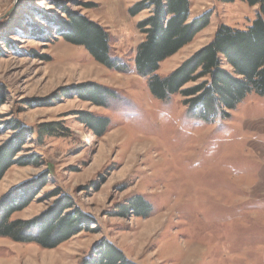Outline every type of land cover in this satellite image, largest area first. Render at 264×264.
<instances>
[{"label": "rangeland", "instance_id": "374dc122", "mask_svg": "<svg viewBox=\"0 0 264 264\" xmlns=\"http://www.w3.org/2000/svg\"><path fill=\"white\" fill-rule=\"evenodd\" d=\"M140 1L0 0V147L29 137L17 157L36 163L8 169L0 197L46 175L34 200L9 221L41 217L59 191L97 228L52 250L0 238V264H79L101 240L136 264H264V98L252 94L229 117L208 122L178 94L153 98L149 77L133 70L144 41L136 25L150 14H128ZM188 1L191 17L209 11V25L160 64L161 78L207 45L219 24L243 29L257 9L241 0ZM67 13L102 27L111 56L130 73L64 40ZM89 85L112 93L106 106L82 100ZM87 115L108 119L103 136L85 124ZM137 197L149 205L148 216H123Z\"/></svg>", "mask_w": 264, "mask_h": 264}, {"label": "trees", "instance_id": "16d2710c", "mask_svg": "<svg viewBox=\"0 0 264 264\" xmlns=\"http://www.w3.org/2000/svg\"><path fill=\"white\" fill-rule=\"evenodd\" d=\"M216 1L224 4L234 2ZM241 1L249 7H257L252 21L243 29L219 24L207 45L163 78L155 74L160 64L191 43L209 25V11L191 17L188 0H142L128 9L132 17L150 10L149 16L136 25L144 35V41L137 46L133 70L139 76L149 77L147 88L153 98L167 101L169 97L178 94L183 98L182 105L198 113L206 122L216 116L229 117L228 112L252 94L264 98V0ZM61 24V37L68 43L84 47L96 62L108 69L130 73L128 64L111 56L108 35L98 24L74 13H67V19ZM225 66L231 71L224 69ZM189 83L196 84L184 88ZM88 88L82 100L97 107L106 106L107 97H112V93L105 89L90 85ZM87 116L85 124L97 137L103 136L108 119ZM15 128L21 132L25 129L18 124ZM27 138L23 135L19 141L0 147V180L14 165H36L26 157H17ZM45 182L46 175H41L21 183L0 197V238L52 250L81 232L89 233L97 229L90 228L94 225V219L78 209L70 196L62 195L59 191H55L54 195L58 199L41 217L28 221H9L11 215L29 206ZM126 210L123 216L131 212L136 217L145 218L150 208L137 197L128 202ZM79 264L136 263L128 260L109 241L101 240Z\"/></svg>", "mask_w": 264, "mask_h": 264}]
</instances>
